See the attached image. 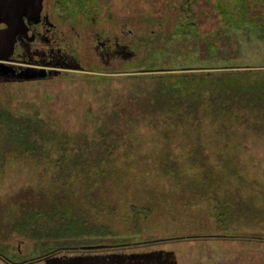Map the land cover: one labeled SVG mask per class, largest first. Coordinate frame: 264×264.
I'll use <instances>...</instances> for the list:
<instances>
[{
	"label": "rangeland",
	"instance_id": "rangeland-1",
	"mask_svg": "<svg viewBox=\"0 0 264 264\" xmlns=\"http://www.w3.org/2000/svg\"><path fill=\"white\" fill-rule=\"evenodd\" d=\"M51 5L56 21L81 30L127 22L136 31L135 56L108 67L94 62L90 70L48 67L43 77H25L27 65L0 58V109L85 133L98 151L103 140L96 128L108 125L121 139L102 167L116 174L74 170L62 179L54 142L49 159L12 154L2 166L0 156V264H34L48 253L61 257L60 264H89V253L99 258L96 264H152L133 253L167 264H264V240L228 237H264V110L234 104L222 116L205 102L194 118L185 108L153 111L137 104L159 83L169 87V75L181 67L264 65V0ZM244 8L245 21H228ZM163 99L169 100V88ZM184 100L186 107L191 101ZM132 207L145 210L135 214ZM70 209L88 214L89 232L72 233ZM99 226L110 233L97 235Z\"/></svg>",
	"mask_w": 264,
	"mask_h": 264
},
{
	"label": "trees",
	"instance_id": "trees-1",
	"mask_svg": "<svg viewBox=\"0 0 264 264\" xmlns=\"http://www.w3.org/2000/svg\"><path fill=\"white\" fill-rule=\"evenodd\" d=\"M245 7V6H244ZM246 8L239 13V18L228 19L229 22L245 21ZM193 68H203L198 71H191ZM182 71L169 75L171 81L168 86L159 83L156 90L148 97L137 98V104L146 108L152 107L153 111L169 106L175 108H185L184 115L192 114L197 117V108L203 103H207L215 114L222 113L226 115L231 105L242 104L245 108L256 111L264 110V65H236L222 67H181ZM169 88V100L163 99L165 90ZM179 97V102L174 103L173 95ZM187 94L186 96H184ZM183 95V96H182ZM196 97L200 101L195 102ZM177 98V97H176ZM191 102L188 106H183L184 99ZM194 101L195 103H193ZM194 113H189V110ZM133 117L132 114H130ZM118 118L112 114V119ZM43 120H34L28 116H15L5 109H0V156L1 165L7 161V156L12 154H29L38 158H50V147L48 144L53 142L60 147L59 157L56 160L59 174L62 179H66L71 171H85L87 174L95 173L97 176L103 174L110 177L115 171L113 167H102L104 163H110L113 157V150L120 141V137L108 125H102L96 128L97 134L101 137L103 150L98 151L100 147L90 146L85 133L70 134L66 131L54 130L50 127H44ZM73 142H72V141ZM108 141L107 143L105 141ZM94 141V140H93ZM53 143V144H54ZM201 146V144H196ZM198 160L202 154L195 149ZM195 163V161H193ZM206 166H204L205 168ZM205 171L210 169L206 168ZM116 174V173H114ZM106 177V179H107ZM143 208L132 207L133 213L137 214ZM72 210L69 223V229L73 234L89 232L85 226L88 214L83 210ZM137 211V212H136ZM222 213V212H221ZM67 220V218H65ZM20 231H25L24 224H21ZM67 226L59 230L60 234L68 233L65 231ZM62 231V232H61ZM70 231V232H71ZM97 235H107L110 230L106 226L97 228ZM228 236V235H225ZM228 237L264 240V237L253 234H231Z\"/></svg>",
	"mask_w": 264,
	"mask_h": 264
},
{
	"label": "flooded vegetation",
	"instance_id": "flooded-vegetation-1",
	"mask_svg": "<svg viewBox=\"0 0 264 264\" xmlns=\"http://www.w3.org/2000/svg\"><path fill=\"white\" fill-rule=\"evenodd\" d=\"M42 7L36 17H24V27L15 34L11 47L0 58L8 63H24L29 70L39 76L38 71L44 70L47 74L48 67H61L77 70H90L94 62L108 67L120 61L131 60L135 56L132 46L134 28L129 27L125 21L116 25L97 24L86 30L71 22H58L53 16L52 1L41 0ZM59 1V0H58ZM5 24H0V28ZM44 75V76H45ZM43 77V76H39ZM97 256V255H96ZM92 253L87 254L89 264L99 261ZM135 258H143L146 263L167 264L168 260L154 258L151 253L132 254ZM96 258V259H95ZM107 261H109V257ZM62 258L56 254L48 253L37 257L36 264H60ZM104 259V257H103ZM33 262V263H34ZM34 263V264H35ZM101 264V263H100Z\"/></svg>",
	"mask_w": 264,
	"mask_h": 264
},
{
	"label": "water",
	"instance_id": "water-1",
	"mask_svg": "<svg viewBox=\"0 0 264 264\" xmlns=\"http://www.w3.org/2000/svg\"><path fill=\"white\" fill-rule=\"evenodd\" d=\"M42 7L41 0H0V24L5 26L0 28V53L6 52L11 47V43L17 31L24 27V17H36ZM7 67H2L6 72ZM37 72L29 70L25 77L36 75ZM39 76H44L45 71L39 70ZM102 245H91L88 247H101Z\"/></svg>",
	"mask_w": 264,
	"mask_h": 264
}]
</instances>
